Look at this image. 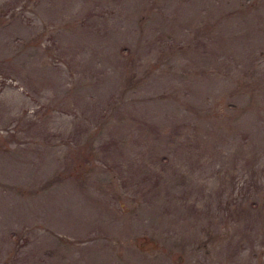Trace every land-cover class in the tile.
I'll return each mask as SVG.
<instances>
[{
  "label": "rangeland",
  "instance_id": "rangeland-1",
  "mask_svg": "<svg viewBox=\"0 0 264 264\" xmlns=\"http://www.w3.org/2000/svg\"><path fill=\"white\" fill-rule=\"evenodd\" d=\"M0 264H264V0H0Z\"/></svg>",
  "mask_w": 264,
  "mask_h": 264
}]
</instances>
